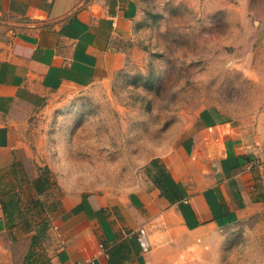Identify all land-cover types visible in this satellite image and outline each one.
<instances>
[{"label": "rangeland", "instance_id": "1", "mask_svg": "<svg viewBox=\"0 0 264 264\" xmlns=\"http://www.w3.org/2000/svg\"><path fill=\"white\" fill-rule=\"evenodd\" d=\"M137 4V24L117 44L113 71L86 88H24L36 94H22L29 104L15 121L24 126L29 162L37 170L53 169V201L67 193L142 190L175 152L185 151L203 170L217 169L224 143L215 129L197 135L202 124L240 126L264 113V49L257 44L264 0ZM0 244L18 250L7 238ZM33 252L0 264H47L42 248L35 259ZM185 252L183 264H264V201Z\"/></svg>", "mask_w": 264, "mask_h": 264}, {"label": "crops", "instance_id": "2", "mask_svg": "<svg viewBox=\"0 0 264 264\" xmlns=\"http://www.w3.org/2000/svg\"><path fill=\"white\" fill-rule=\"evenodd\" d=\"M137 17V0H0V237L18 249L0 244V259L25 260L36 249L35 259L39 246L47 264H183L186 247L209 242L263 203L264 113L240 126L202 124L197 135L215 129L224 143L217 169L203 170L185 151L165 160L183 195L176 202L151 177L139 191L53 201V169L29 162L15 121L29 104L22 94H36L24 88L91 86L119 65L117 44ZM257 44L264 49V28Z\"/></svg>", "mask_w": 264, "mask_h": 264}, {"label": "trees", "instance_id": "3", "mask_svg": "<svg viewBox=\"0 0 264 264\" xmlns=\"http://www.w3.org/2000/svg\"><path fill=\"white\" fill-rule=\"evenodd\" d=\"M155 163L156 161L153 164ZM150 177L161 189L163 196L170 202H176L183 197L177 183L165 166H158V171L153 173Z\"/></svg>", "mask_w": 264, "mask_h": 264}]
</instances>
